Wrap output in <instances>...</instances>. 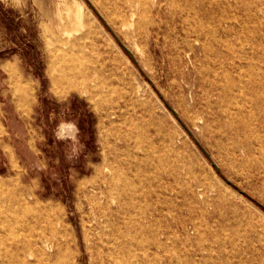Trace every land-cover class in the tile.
I'll use <instances>...</instances> for the list:
<instances>
[{"label": "rangeland", "instance_id": "obj_1", "mask_svg": "<svg viewBox=\"0 0 264 264\" xmlns=\"http://www.w3.org/2000/svg\"><path fill=\"white\" fill-rule=\"evenodd\" d=\"M85 1L102 25L77 0H0V202L16 211L0 210V264H220L225 248L264 264L262 155L206 119L209 93L237 89L231 56L264 55V0H160L159 38ZM66 33L98 90L56 80Z\"/></svg>", "mask_w": 264, "mask_h": 264}, {"label": "bare ground", "instance_id": "obj_2", "mask_svg": "<svg viewBox=\"0 0 264 264\" xmlns=\"http://www.w3.org/2000/svg\"><path fill=\"white\" fill-rule=\"evenodd\" d=\"M224 1L228 2L231 0H224ZM233 1H238V0H233ZM75 3H76V14L78 16L81 17V16H88V14H93L92 9L87 5L85 0H77V2ZM99 6L102 11V12L100 11L99 14L100 16H102V18H104V20L108 23V25L111 24V25L118 26V27L119 26L126 27L127 29H130L131 32L137 38H140L142 32L145 30L148 31V33L150 34V37L156 36L157 38H159L158 37L159 32L163 26V21H162L163 11H162V3L160 0H152L151 3L148 2V0H99ZM186 8L190 10L192 7L189 6ZM184 9L185 8L180 9L181 12L184 13ZM149 13L154 14L155 17L150 18ZM180 16L183 17L182 14ZM94 18L98 20L96 15H94ZM168 20L170 19L168 18ZM182 21L184 22L186 21V19H183ZM99 23L100 25H102L100 21ZM191 26H192L191 28L193 29H196V27H198L195 24H192ZM181 28H182L181 30L185 31L188 34V31L186 30L185 25H183ZM223 30L225 33L227 32L226 28H224ZM69 32L71 33L72 30ZM76 32L77 30L75 31V33ZM70 33H66L64 37L65 38L67 37V38L62 43L63 46L66 45V49L62 50V53L59 54L56 58V62L60 68V73L57 76L56 80L59 82L68 83V88H77L79 84L83 83L86 87V90H90V89L98 90L97 88L98 82L94 78L91 77L90 72L87 70V67L79 66L75 61V57L79 51L78 44H77L78 40L77 39L73 40L72 38L74 36L73 33H71L73 36H71L69 39ZM209 33L211 34V36H214L215 40L219 42L220 44L222 45L227 44L228 42L227 37L225 38L223 36L218 37L213 31H210ZM249 43L250 42H248V44ZM125 45L132 51V48L129 45L127 44ZM256 54L258 55V60H254L255 54L253 52L245 50V49L244 51H241V53H238V57H239L238 60H236L234 56H231L234 70L239 72V77L237 81V89L235 90V88L229 86L226 90L228 94L227 97H223L220 92L209 93V100H208L209 103H207V107L210 110L209 111L210 114H208L206 119L211 121L213 126L218 128V132H219L218 136L221 140L237 143V145L234 147V152L245 151L251 155L253 154V152L257 151L262 155V158H263L262 161H264V55L262 53L259 54L258 52ZM91 84H93L94 87L91 86ZM215 96H216V101L218 102V110H213V105H211L212 103L210 104V102L213 101L212 99H214ZM25 97L26 95L25 93H23V95L20 98V101L25 99ZM254 109L255 110L258 109V111L256 112ZM111 115L113 116L116 115L117 119L121 120V114H118L115 110L111 112ZM131 139L132 137H127V138H124V141L127 145H129L131 143ZM146 152H149V151H146ZM108 163H111V162H108ZM1 183L2 181L0 180V184ZM11 200L12 201L16 200V201L23 202V203H28L29 201L28 196L22 193L18 197H15V196L12 197ZM0 205H1L0 207H2V209L0 208V210H4L3 211L4 215L6 216L15 215L16 211L14 209L10 208L9 206L5 204H2L1 202H0ZM1 218L2 217L0 213V219ZM228 242L234 246V243H233L234 241L229 240ZM45 245H47V243H45ZM212 250H213L212 248H206L205 250L199 249L198 251H196L195 254L199 255L200 257L196 261L199 263L205 262L207 260L206 254H208L209 255L208 257L211 258L213 256ZM204 251H207L208 253H205ZM243 253L245 252L242 249V251H239L236 254H230V250L225 248L223 257L216 256V259L218 257L217 261L220 262V264H248V259L244 257ZM12 262H13V258L8 257L5 259L4 264H11ZM40 262L42 264H54V262H52L51 260L47 258L42 259ZM21 264H26V263H21Z\"/></svg>", "mask_w": 264, "mask_h": 264}, {"label": "water", "instance_id": "obj_3", "mask_svg": "<svg viewBox=\"0 0 264 264\" xmlns=\"http://www.w3.org/2000/svg\"><path fill=\"white\" fill-rule=\"evenodd\" d=\"M122 45L130 53V55L135 59L133 52L125 44L122 43ZM135 61H136V59H135ZM169 107L176 113V111L170 105H169ZM212 163H213V165H215V167L217 168V170H220L219 169V166L215 162H212ZM226 180H227V182L231 183V180L230 179H227L226 178ZM239 191L244 192L241 189H239Z\"/></svg>", "mask_w": 264, "mask_h": 264}]
</instances>
